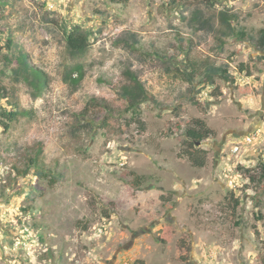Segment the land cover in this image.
I'll return each mask as SVG.
<instances>
[{"label":"rangeland","instance_id":"1","mask_svg":"<svg viewBox=\"0 0 264 264\" xmlns=\"http://www.w3.org/2000/svg\"><path fill=\"white\" fill-rule=\"evenodd\" d=\"M211 2L0 0V112H31L0 125V264H264V0ZM74 26L92 33L75 58ZM21 53L45 87L15 81ZM206 62L235 81L208 84ZM128 68L156 96L138 112L119 94ZM196 118L215 131L199 144L203 167L186 154ZM41 145L47 173H18Z\"/></svg>","mask_w":264,"mask_h":264},{"label":"trees","instance_id":"2","mask_svg":"<svg viewBox=\"0 0 264 264\" xmlns=\"http://www.w3.org/2000/svg\"><path fill=\"white\" fill-rule=\"evenodd\" d=\"M113 3H128L129 0H110ZM215 1V0H214ZM212 0L211 3L214 2ZM219 20L222 25H226L227 29L233 32L240 39H245L248 36L247 32L243 28L237 29V20H235V15H229L227 11L223 10L219 13ZM193 20L200 21L201 26L203 27H212V23L208 19H202L201 13L196 12L193 16ZM233 21L236 24H233ZM227 34V32H225ZM92 33L86 29H83L81 26H74L69 31H67L66 35V51L67 53L75 58L81 57L87 53L92 45L91 41ZM256 45L259 49L264 50V30H261L260 35L257 39H255ZM8 47L11 48L13 45L12 39L8 40ZM125 46L131 47L129 43H126ZM18 64L14 70L15 81L18 82L21 78V75H24L25 79L29 81L32 85L36 87V89H41L45 87L47 84V76L46 73L38 68H35L28 61V57L26 54L21 53L18 57ZM204 77L208 84L216 85L215 78L217 76L222 77L226 81L234 82L235 78L232 74L229 73L228 68L225 66H217L210 62H206ZM244 64L241 65L243 69ZM77 73V76L74 74ZM127 82L124 83L119 90V94L127 101V109L135 112L140 111L141 105L146 101L156 100L155 94L147 89L142 79L139 75L131 70L130 68L125 71ZM189 75L193 77L192 72H189ZM83 76V67L81 64L76 63L70 69H67L64 74V80L68 83L76 86L80 83L81 78ZM216 89L219 90V86H216ZM9 91L5 86H0V101L4 98H8ZM90 107H99L101 103L97 98H92L88 102ZM89 107H86L88 110ZM30 111L27 109L20 108H12L7 109L6 107L1 109L0 112V125L4 127V130L7 131L10 129V125L13 121L17 120L20 115H30ZM215 131L207 125L205 120L196 118L193 120V124L189 125L185 129V136L187 138V156L191 160V162L198 166H205V154L206 151L199 146L198 143H202L205 139L214 135ZM18 173L27 174L32 168H35L39 174L47 173L48 166L43 154V146H39L35 155H30L28 159V163L25 165V168H18L16 165L14 166ZM262 170L261 177H264V164L260 165ZM248 170V169H247ZM134 173V172H132ZM139 179V176H136ZM255 176L250 174V180H254ZM232 197L234 194L231 193ZM240 204V200L238 198H234V204L232 205L233 211L235 212L238 205ZM135 264H144L142 260H135Z\"/></svg>","mask_w":264,"mask_h":264},{"label":"water","instance_id":"3","mask_svg":"<svg viewBox=\"0 0 264 264\" xmlns=\"http://www.w3.org/2000/svg\"><path fill=\"white\" fill-rule=\"evenodd\" d=\"M198 144H200V143H198Z\"/></svg>","mask_w":264,"mask_h":264}]
</instances>
